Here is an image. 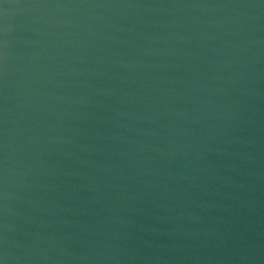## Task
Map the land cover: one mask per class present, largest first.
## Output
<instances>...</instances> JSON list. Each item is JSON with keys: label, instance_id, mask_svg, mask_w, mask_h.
Returning a JSON list of instances; mask_svg holds the SVG:
<instances>
[{"label": "water", "instance_id": "water-1", "mask_svg": "<svg viewBox=\"0 0 264 264\" xmlns=\"http://www.w3.org/2000/svg\"><path fill=\"white\" fill-rule=\"evenodd\" d=\"M0 264H264V0H0Z\"/></svg>", "mask_w": 264, "mask_h": 264}]
</instances>
